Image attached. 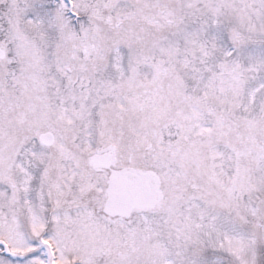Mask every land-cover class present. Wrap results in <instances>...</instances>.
<instances>
[{"label":"snow or ice","instance_id":"6c2138e0","mask_svg":"<svg viewBox=\"0 0 264 264\" xmlns=\"http://www.w3.org/2000/svg\"><path fill=\"white\" fill-rule=\"evenodd\" d=\"M0 264H264V0H0Z\"/></svg>","mask_w":264,"mask_h":264}]
</instances>
